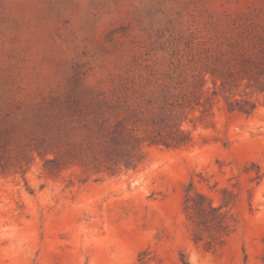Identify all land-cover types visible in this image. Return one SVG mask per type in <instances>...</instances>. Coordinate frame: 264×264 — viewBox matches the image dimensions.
Segmentation results:
<instances>
[{
    "label": "rangeland",
    "instance_id": "374dc122",
    "mask_svg": "<svg viewBox=\"0 0 264 264\" xmlns=\"http://www.w3.org/2000/svg\"><path fill=\"white\" fill-rule=\"evenodd\" d=\"M262 53L264 0H0V264H264ZM201 71L187 145L114 170L74 146L113 91Z\"/></svg>",
    "mask_w": 264,
    "mask_h": 264
},
{
    "label": "trees",
    "instance_id": "16d2710c",
    "mask_svg": "<svg viewBox=\"0 0 264 264\" xmlns=\"http://www.w3.org/2000/svg\"><path fill=\"white\" fill-rule=\"evenodd\" d=\"M259 59L262 61L264 57ZM261 61L257 63L261 64ZM165 80L166 83L148 93H140L129 88L113 91L115 104L106 100L99 102L103 109L102 113H96L93 125L86 127L89 140L86 149L81 144L74 146L84 149V152L90 151L91 159L96 166L102 165L106 170H114L116 167L135 169L142 160L145 145L179 148L190 143L191 132L183 130L182 124L186 120L195 123V119H202L208 111V106L213 104L218 95L217 87L215 85L211 92L202 91V71L190 86L175 83V78L170 73L165 76ZM226 86L227 81L223 80L222 87L225 89ZM236 105L238 107L230 102L228 109L238 110L247 115L255 109L253 103L241 105L236 102ZM195 110H200L201 115L189 118L188 114ZM191 199L193 202L189 205ZM202 199L204 201L200 194L194 199L188 197L187 208L195 214L213 211L217 226L226 230L227 227L220 219L221 207L206 208L200 202Z\"/></svg>",
    "mask_w": 264,
    "mask_h": 264
}]
</instances>
